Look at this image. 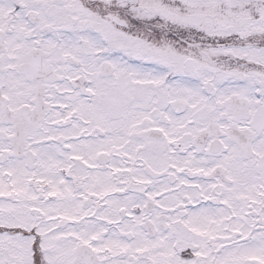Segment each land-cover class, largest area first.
I'll return each instance as SVG.
<instances>
[{
  "label": "snow or ice",
  "instance_id": "1",
  "mask_svg": "<svg viewBox=\"0 0 264 264\" xmlns=\"http://www.w3.org/2000/svg\"><path fill=\"white\" fill-rule=\"evenodd\" d=\"M0 264H264V0H0Z\"/></svg>",
  "mask_w": 264,
  "mask_h": 264
}]
</instances>
